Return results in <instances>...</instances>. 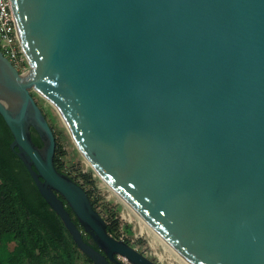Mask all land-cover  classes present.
Segmentation results:
<instances>
[{"label": "water", "instance_id": "1", "mask_svg": "<svg viewBox=\"0 0 264 264\" xmlns=\"http://www.w3.org/2000/svg\"><path fill=\"white\" fill-rule=\"evenodd\" d=\"M10 4L29 68L0 51V115L77 248L94 264H161L110 235L86 190L55 168L32 91L93 172L188 263L264 264V0Z\"/></svg>", "mask_w": 264, "mask_h": 264}, {"label": "trees", "instance_id": "2", "mask_svg": "<svg viewBox=\"0 0 264 264\" xmlns=\"http://www.w3.org/2000/svg\"><path fill=\"white\" fill-rule=\"evenodd\" d=\"M30 135L34 144L40 146L41 140L32 127ZM11 140L10 130L0 115V264H94L77 248L59 216L39 194L26 167L10 148ZM62 156V145L56 141L55 168L86 190L96 210L101 208L98 212L104 216L107 232L115 238L123 231L130 232V225L120 224L117 218L119 205L96 194L97 176L93 170L66 165ZM64 207L78 226L65 201ZM82 238L96 248L88 234L82 233ZM123 240L129 243L128 239Z\"/></svg>", "mask_w": 264, "mask_h": 264}, {"label": "rangeland", "instance_id": "3", "mask_svg": "<svg viewBox=\"0 0 264 264\" xmlns=\"http://www.w3.org/2000/svg\"><path fill=\"white\" fill-rule=\"evenodd\" d=\"M32 92L34 93L36 103H38V106L46 116L48 124L54 129L53 134L55 135V140L62 145V158L66 165L73 164V166L82 169H85L87 166L90 167L76 148L70 134L54 107L43 97L36 94L34 91ZM93 174L96 175L95 173ZM96 184L97 195L101 196L104 200H111L113 204L119 205L117 218L120 224L130 225V232H121L120 237L122 239H128L132 246L151 259L162 264H172L168 260L169 257L175 259L176 264H186L177 253L174 252L168 244L164 243L147 225H145L134 211L122 202V200L98 176ZM97 209L101 210L100 207Z\"/></svg>", "mask_w": 264, "mask_h": 264}, {"label": "built area", "instance_id": "4", "mask_svg": "<svg viewBox=\"0 0 264 264\" xmlns=\"http://www.w3.org/2000/svg\"><path fill=\"white\" fill-rule=\"evenodd\" d=\"M0 51L18 72H24L29 68L21 47L10 0H0ZM118 259L123 264H131L123 257L118 256Z\"/></svg>", "mask_w": 264, "mask_h": 264}, {"label": "bare ground", "instance_id": "5", "mask_svg": "<svg viewBox=\"0 0 264 264\" xmlns=\"http://www.w3.org/2000/svg\"><path fill=\"white\" fill-rule=\"evenodd\" d=\"M132 210V209H131ZM132 211H134V210H132ZM135 213V212H134ZM136 214V213H135ZM139 217V216H138ZM142 221H143V223L145 224V225H147L158 237H160V239L164 242V243H166V244H168L150 225H148L141 217H139ZM169 245V244H168ZM170 246V245H169ZM170 248L174 251V252H176V250H174L171 246H170ZM177 253V255L186 263V264H190V263H188L178 252H176ZM168 260L172 263V264H176V261H175V259H172V258H168ZM179 264V263H178Z\"/></svg>", "mask_w": 264, "mask_h": 264}, {"label": "flooded vegetation", "instance_id": "6", "mask_svg": "<svg viewBox=\"0 0 264 264\" xmlns=\"http://www.w3.org/2000/svg\"><path fill=\"white\" fill-rule=\"evenodd\" d=\"M92 240V239H91ZM92 242H93V240H92ZM94 243V242H93ZM95 244V243H94ZM96 248H97V246H96Z\"/></svg>", "mask_w": 264, "mask_h": 264}]
</instances>
